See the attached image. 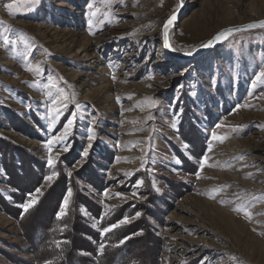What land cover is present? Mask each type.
<instances>
[{
  "label": "rangeland",
  "instance_id": "1",
  "mask_svg": "<svg viewBox=\"0 0 264 264\" xmlns=\"http://www.w3.org/2000/svg\"><path fill=\"white\" fill-rule=\"evenodd\" d=\"M179 9V0H0V135L49 168L73 155L59 164L76 184L61 212L77 191L94 228L97 207L102 219L127 217L120 235L134 232L124 241L143 264L158 244L160 264H264V30L178 60L162 28ZM262 19L264 0H185L171 45L194 52L226 27ZM10 111L39 138L16 132ZM190 112L202 132L194 151L181 136ZM98 146L112 162L93 155ZM89 168L98 187L79 177ZM5 180L0 170L1 194ZM0 264H35L1 206Z\"/></svg>",
  "mask_w": 264,
  "mask_h": 264
},
{
  "label": "trees",
  "instance_id": "2",
  "mask_svg": "<svg viewBox=\"0 0 264 264\" xmlns=\"http://www.w3.org/2000/svg\"><path fill=\"white\" fill-rule=\"evenodd\" d=\"M188 102L189 100L186 99L185 105ZM208 115L211 116L210 111ZM6 117L16 132L34 139L39 138L37 133L26 124L14 122V118L17 117L13 112H8ZM187 117L185 119L188 122L182 125L181 136L184 143L194 151L202 142V132L198 124L190 123L193 113L191 116L190 112ZM107 152H109L107 148L98 146L93 155L112 162L114 156ZM72 159H74L73 155H66L61 158L56 167L49 168L44 162L31 155L27 149L0 135V170L5 173V185L10 188L5 190V193H0V206L24 230L25 237L31 244L35 264H143L141 259L134 256L131 241H124L134 232L129 236L126 234L121 236L124 229L116 228L105 236L101 235L103 228L117 223L122 218L114 219L115 222L111 221L112 215L102 219L101 209L91 201L93 207H97L98 212L95 216L101 224L99 230L94 228L81 214V208H88L89 205L85 202L86 198L79 192L75 191L67 212L59 215L58 218L67 192L76 190L74 177L68 178L59 164H69L73 161ZM54 173L57 178L49 189L25 211L22 206L28 203L31 195L36 193L45 179L53 176ZM82 173L79 176L80 179L83 178L86 183L96 187L100 185L99 179L94 180V176L97 175L93 168L84 169ZM141 176L144 177L142 174ZM147 193L155 197L153 193L148 191ZM150 198L152 199L151 196ZM89 208L91 209L92 206ZM141 237L136 239L144 238ZM56 242H60L59 246ZM100 245H104L102 253L99 251ZM152 247H154L153 244ZM159 247L158 244L157 249H153V260L147 264H160Z\"/></svg>",
  "mask_w": 264,
  "mask_h": 264
},
{
  "label": "water",
  "instance_id": "3",
  "mask_svg": "<svg viewBox=\"0 0 264 264\" xmlns=\"http://www.w3.org/2000/svg\"><path fill=\"white\" fill-rule=\"evenodd\" d=\"M179 2H180V9L174 14L175 15V20L173 21V23L171 25L168 26V45L169 46L165 45V38H164V26L165 25L162 28V46H163L164 50L166 51V53L171 58H174V59L185 60V61H193V60H196L197 58H199V57H201L203 55L208 54L213 49L217 48L220 44H222L230 36H233V35H236V34H242V33H249V32H255V31L264 30V28H262V27L248 28L249 25L258 24L259 22L264 21V19L258 20V21H252V22H249V23H246V24H242V25H238V26L226 27V28L218 31L209 40V41H212V46H210V47H200L199 49L195 50L194 52H191V55H187V54H184V53H179L172 47L171 41H170L171 30L175 27V24L178 23L181 20V12H182V9L185 6V0H179ZM228 29H247V30L235 31L230 36H228L226 39H223L221 41H215L214 40V37H216V35L218 33L222 32V31H226Z\"/></svg>",
  "mask_w": 264,
  "mask_h": 264
},
{
  "label": "snow or ice",
  "instance_id": "4",
  "mask_svg": "<svg viewBox=\"0 0 264 264\" xmlns=\"http://www.w3.org/2000/svg\"><path fill=\"white\" fill-rule=\"evenodd\" d=\"M9 7H11V5H9ZM175 20V15H173L167 22H166V24H165V26H164V38H165V45L166 46H169L168 45V26L169 25H171L172 23H173V21ZM254 27H262V28H264V21H261V22H259L258 24H252V25H249L248 26V28H254ZM242 30H247V29H228V30H226V31H222V32H220V33H218L217 35H216V37H214V40L215 41H221V40H223V39H226L228 36H230L233 32H235V31H242ZM210 46H212V41H209L208 43H205V44H203V45H201V47H210ZM187 55H191V52H188V53H186ZM29 70H31V69H29ZM258 79H259V77H258ZM63 91V90H62ZM68 97H67V95L65 94L64 95V99H67ZM53 103H55V101H53ZM58 111V110H57ZM72 124H73V120L72 119H69L68 120V122H67V127L68 128H70L71 126H72ZM91 138V137H90ZM61 139H66V135H65V137H62ZM213 139H217V140H221V142H222V140H223V138L222 137H219V136H216L215 134L213 135ZM65 150H67V147H65ZM209 150H211V149H209ZM85 155H86V153H85ZM243 157H241V159H242ZM207 159V157H205V160ZM49 165H54V161L51 159V158H49ZM204 165L202 164L201 165V168L203 167ZM53 175H55V173L53 174ZM198 175V174H197ZM53 177L52 176H49V177H47V179L48 180H51ZM141 183H142V181H141ZM37 191H39V189H37ZM71 191H69L68 192V196L70 197L71 196ZM134 195H135V193H134ZM68 204V199L67 198H65V200H64V206H66ZM31 205H24V206H22V207H24V210L25 211H27V209H28V207H30ZM234 210H237V211H240L241 210V208H237V209H234ZM64 213L63 212H61L60 214H58V218H59V215H63ZM137 216H139L140 215V213H137L136 214ZM126 223H128V218L127 217H124L122 220H120V221H118L117 223H114V224H110L109 226H107V227H105V228H103L102 230H101V235H105V234H107V233H109V232H111L113 229H116V228H118L121 224H126ZM127 239V238H126ZM57 243V246H59V243L60 242H56ZM103 248H104V245H100V248H99V251L102 253L103 252Z\"/></svg>",
  "mask_w": 264,
  "mask_h": 264
}]
</instances>
